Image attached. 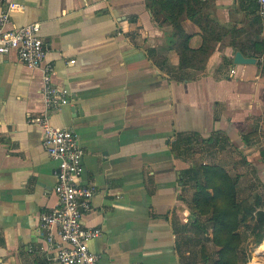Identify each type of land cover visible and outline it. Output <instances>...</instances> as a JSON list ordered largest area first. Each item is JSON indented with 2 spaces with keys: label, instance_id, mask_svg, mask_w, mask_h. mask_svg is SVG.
Instances as JSON below:
<instances>
[{
  "label": "crops",
  "instance_id": "1",
  "mask_svg": "<svg viewBox=\"0 0 264 264\" xmlns=\"http://www.w3.org/2000/svg\"><path fill=\"white\" fill-rule=\"evenodd\" d=\"M249 1L213 0V8L220 26L241 33L230 42L254 58L260 22L253 26ZM12 2L8 27L39 24L52 84L69 92L49 121L84 151L81 183L94 194L82 223L101 230L88 243L98 264L215 261L210 231L200 236L193 225L192 178L199 165L232 177L242 165L264 184V56L234 64L238 50L217 42L203 68L179 70L171 27L145 0ZM183 29L198 49L200 29L189 20ZM40 77L15 52L0 55V264H46L50 254L38 223L58 204L57 161L28 122L43 111Z\"/></svg>",
  "mask_w": 264,
  "mask_h": 264
},
{
  "label": "built area",
  "instance_id": "2",
  "mask_svg": "<svg viewBox=\"0 0 264 264\" xmlns=\"http://www.w3.org/2000/svg\"><path fill=\"white\" fill-rule=\"evenodd\" d=\"M7 8L0 11V55L15 52L18 60L30 69H39L43 111L28 122L41 132L42 145L57 161L54 193L58 204L39 215L38 228L50 247L46 264H98L88 243L101 235L98 228L85 227L82 218L92 209L94 189L81 183L84 151L77 136L69 129L53 127L49 114L68 104L66 88L54 86V69L46 61V48L39 35L38 23L9 28V13L18 7L12 0H2ZM257 7L260 39L264 42V0H252ZM233 74L234 71L232 70Z\"/></svg>",
  "mask_w": 264,
  "mask_h": 264
},
{
  "label": "trees",
  "instance_id": "3",
  "mask_svg": "<svg viewBox=\"0 0 264 264\" xmlns=\"http://www.w3.org/2000/svg\"><path fill=\"white\" fill-rule=\"evenodd\" d=\"M146 7L163 25L171 27L168 41L179 56V70L186 68H203L208 56L217 42L225 43L245 54V45L230 42V38H240L237 30H228L218 24L214 16L213 0H145ZM256 7L254 2L249 1ZM254 12V9L251 11ZM191 21L201 32L202 44L198 49L189 46L191 36L183 29V22ZM255 18L253 26L258 25ZM256 34L259 32L255 31ZM254 58L263 56L262 41H254ZM264 66V64H263ZM264 163V148L260 150ZM195 192L191 200V209L196 219L193 225L198 234L205 235L210 231V237L204 241L218 248L216 259L211 264H246L241 248L242 240L239 229L247 222V216L255 213V224L251 231L261 228L264 235V200L257 195L254 203L238 199V178L232 177L219 165H199L192 178ZM202 222H204L202 224ZM250 228L249 226H247ZM261 235L255 242L258 245ZM204 248V246H202Z\"/></svg>",
  "mask_w": 264,
  "mask_h": 264
},
{
  "label": "rangeland",
  "instance_id": "4",
  "mask_svg": "<svg viewBox=\"0 0 264 264\" xmlns=\"http://www.w3.org/2000/svg\"><path fill=\"white\" fill-rule=\"evenodd\" d=\"M256 39L261 41L260 32L257 34ZM263 43V56H264V42ZM262 56V55H261ZM240 169H237L238 172V199L240 201H246L249 204L254 203V199L257 195L261 196V199L264 200V184L263 181H260L256 178V175H252V173L247 172L244 166L240 165ZM236 172V173H237ZM255 173V172H254ZM236 175V176H237ZM247 222L239 229V233L242 240L241 248L244 252V258L246 260V264H254V256L255 249L264 240L263 231L261 228L255 229V231H251V227L255 224V213L251 216H247ZM249 226L250 228H248ZM263 235L260 243L256 245L257 239ZM241 264V262L239 263ZM260 264H264V257L260 259Z\"/></svg>",
  "mask_w": 264,
  "mask_h": 264
},
{
  "label": "water",
  "instance_id": "5",
  "mask_svg": "<svg viewBox=\"0 0 264 264\" xmlns=\"http://www.w3.org/2000/svg\"><path fill=\"white\" fill-rule=\"evenodd\" d=\"M234 64H255L256 59L253 57H244L239 51L235 52L233 58Z\"/></svg>",
  "mask_w": 264,
  "mask_h": 264
},
{
  "label": "bare ground",
  "instance_id": "6",
  "mask_svg": "<svg viewBox=\"0 0 264 264\" xmlns=\"http://www.w3.org/2000/svg\"><path fill=\"white\" fill-rule=\"evenodd\" d=\"M254 264H260V259L264 257V240L255 249Z\"/></svg>",
  "mask_w": 264,
  "mask_h": 264
}]
</instances>
